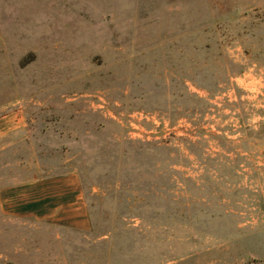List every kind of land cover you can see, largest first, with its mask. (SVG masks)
<instances>
[{
    "label": "rangeland",
    "instance_id": "1",
    "mask_svg": "<svg viewBox=\"0 0 264 264\" xmlns=\"http://www.w3.org/2000/svg\"><path fill=\"white\" fill-rule=\"evenodd\" d=\"M0 264H264V0H0Z\"/></svg>",
    "mask_w": 264,
    "mask_h": 264
},
{
    "label": "crops",
    "instance_id": "2",
    "mask_svg": "<svg viewBox=\"0 0 264 264\" xmlns=\"http://www.w3.org/2000/svg\"><path fill=\"white\" fill-rule=\"evenodd\" d=\"M10 126L11 124L10 125L6 124V127H2V129L5 130L6 134L8 133L9 130H11ZM75 177L76 176L74 175V173L70 172V174L64 175L59 179L55 180L56 182H58V186H60V188L63 190V192L59 196L56 194H46V193L44 195H36V197L27 201L25 206L26 207L28 206L30 210H36V209L40 210L41 207L45 204L47 205V207L48 206L51 207L55 203L61 204L63 205V207L64 205L71 206L70 204H72L73 201H75L76 193H77L76 185L74 183L75 181H73L75 180L74 179ZM44 184L48 185L47 182L33 183L30 185V189H33V192L36 193L37 190L41 189ZM77 208L78 207L73 205L72 209L77 210Z\"/></svg>",
    "mask_w": 264,
    "mask_h": 264
}]
</instances>
